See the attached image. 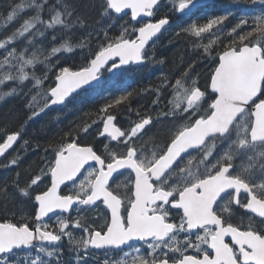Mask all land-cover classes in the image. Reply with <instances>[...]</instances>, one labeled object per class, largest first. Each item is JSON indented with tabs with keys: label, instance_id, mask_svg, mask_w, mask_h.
<instances>
[{
	"label": "snow or ice",
	"instance_id": "6c2138e0",
	"mask_svg": "<svg viewBox=\"0 0 264 264\" xmlns=\"http://www.w3.org/2000/svg\"><path fill=\"white\" fill-rule=\"evenodd\" d=\"M203 3L171 0L156 20L161 0L8 6L0 25V100L23 97L28 115L17 131L0 127V169L15 171L0 180V264H89L98 256V264H264V0H251L261 6L251 22L241 16L230 28V7L197 23L193 13ZM85 8L97 13V28L89 30ZM173 16L189 18L180 31L198 38L197 56L213 65L203 83L194 60L162 73L158 85L139 93L154 95L151 107L118 125L114 110L133 111V92L121 89L95 119L52 140L41 166L22 180L16 169L32 147L23 138L28 123L49 112L59 122L77 97L146 63H163L151 49ZM214 28V39L200 44ZM85 48L91 56L84 66L60 67L48 82L54 57L58 64V54ZM166 120L172 127L165 137L150 135ZM90 136L102 138L103 151L86 143ZM89 212L101 219L86 220ZM65 239L70 261L62 258Z\"/></svg>",
	"mask_w": 264,
	"mask_h": 264
},
{
	"label": "trees",
	"instance_id": "16d2710c",
	"mask_svg": "<svg viewBox=\"0 0 264 264\" xmlns=\"http://www.w3.org/2000/svg\"><path fill=\"white\" fill-rule=\"evenodd\" d=\"M14 2L15 0H0V25L4 23L3 15L6 14L8 6ZM83 2L88 3L89 0H83ZM170 2L171 0H163L160 11L156 15V19L162 18L168 13L167 4ZM229 7L233 15H230L229 18L224 21V25L228 28L234 25L236 20L241 16L249 18L251 22L250 16L259 15L261 6L251 3V0H213L211 4L201 7L199 11L193 13V19H195L197 23H203L205 22L204 17L218 16ZM83 11L89 18V30L97 28V13L91 12L87 8L83 9ZM121 23H123V21H121ZM187 23V17L178 20L173 16L169 30L164 32L153 45L151 51L154 53L155 59L157 61L162 60L163 63H146L144 66L136 67L135 71L129 72L113 82L107 83L103 89L98 91L94 90L93 92L77 97L68 104L67 108L58 114L59 122L54 119L57 113L53 112H49L48 115L42 114L41 117H38L35 121L29 122L27 129L23 132V138L28 139L32 147L28 148L26 153H24L23 162L20 167L16 169V171L21 173L22 180L27 179L26 170L36 172L41 166V157L45 155L44 148L47 147L52 140H58L63 131H67L70 127L78 125L82 121L95 119L94 113L105 104L107 100L118 95L121 89H128L134 94L131 100V108L133 110L131 113L127 112L125 105H120L118 109L114 110L118 124L124 125L130 120L136 119L135 112L137 110L143 113L146 108L151 107V102L155 99L154 95L151 93H139L142 89L158 85L162 73H176L179 68L186 66L194 60L195 66L192 71L199 76L201 75V80L204 81L206 74L213 65H211L208 60L197 56L199 50L194 49L193 44L198 38L191 37L180 31ZM15 26L16 25H12V27ZM118 30L117 27L112 31L115 32ZM178 31H180L179 35H177ZM215 32L216 29L214 28L210 33L203 34L198 42L200 44H207L209 39H214L213 33ZM220 39L227 41L226 33L221 34ZM95 40L96 37L94 36L91 51H95L97 47ZM213 46L219 47V41ZM91 51L85 48L82 50L77 49L71 54H58L59 63H55L57 58L54 57L53 63L55 67L52 69V73L49 74L48 82L51 83L54 80V73L60 67L66 66L73 70H79L90 58ZM42 74V71H37V75ZM4 90H7V85ZM163 107L164 104L161 103L160 108ZM85 113H93V115L90 117L85 115ZM27 115L28 112L24 107L23 97H11L0 100V127H6L9 132L17 131L27 120ZM96 127L97 125H93V128ZM159 127L161 128L159 134H161V138H163L168 134V130L172 127V123L166 120ZM153 129L150 135L153 134ZM90 138L91 136L88 141L92 140V138ZM98 138L97 136L95 139L98 140ZM36 141L40 143L38 149H35ZM88 141H86V143H89ZM148 142L151 143V141ZM14 175L15 171L0 169V180H3L5 177L11 179ZM8 207L11 208L12 205L9 204ZM20 207L21 206H17V210H19ZM3 213L4 209L0 208V215ZM17 219H19V216ZM63 245L64 255L62 258H64L65 261H69L71 252L69 251L67 240L64 241Z\"/></svg>",
	"mask_w": 264,
	"mask_h": 264
},
{
	"label": "flooded vegetation",
	"instance_id": "af4514ba",
	"mask_svg": "<svg viewBox=\"0 0 264 264\" xmlns=\"http://www.w3.org/2000/svg\"><path fill=\"white\" fill-rule=\"evenodd\" d=\"M199 76V75H198ZM199 79H200V82H201V84L203 83V81L201 80V75L199 76ZM160 125H162V124H159V125H157L154 129H153V134L155 135V136H157V137H160L161 138V134H159L160 132H161V128L159 127ZM92 131V130H91ZM92 138V140H89L88 142L89 143H93V144H96L97 145V149L99 150V151H103V148L100 146V144H99V141L102 139V138H98V140H96V139H93V137H91ZM90 138V139H91ZM147 138V137H146ZM145 138V139H146ZM114 143V142H113ZM147 146L148 147H151V143H147ZM83 216H84V218L87 220V219H89V218H94V219H96V220H100L101 219V214L100 213H98V212H89V213H83L82 214ZM73 232H74V235H76V236H79L81 233H80V230H75V229H73ZM67 239H65L64 241H66ZM64 241H63V243H64ZM71 255H72V259H73V257H74V253H71ZM103 260V257L102 256H98V257H96V258H93V259H90V261H89V264H98V262H100V261H102Z\"/></svg>",
	"mask_w": 264,
	"mask_h": 264
},
{
	"label": "water",
	"instance_id": "95a60500",
	"mask_svg": "<svg viewBox=\"0 0 264 264\" xmlns=\"http://www.w3.org/2000/svg\"><path fill=\"white\" fill-rule=\"evenodd\" d=\"M209 2V0H204V3L203 4H206V3H208Z\"/></svg>",
	"mask_w": 264,
	"mask_h": 264
}]
</instances>
